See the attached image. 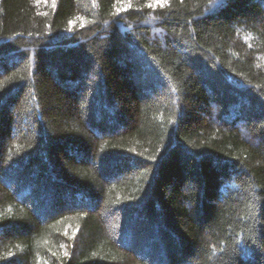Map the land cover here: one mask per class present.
Wrapping results in <instances>:
<instances>
[{"label":"trees","instance_id":"trees-1","mask_svg":"<svg viewBox=\"0 0 264 264\" xmlns=\"http://www.w3.org/2000/svg\"><path fill=\"white\" fill-rule=\"evenodd\" d=\"M0 264H264V0H0Z\"/></svg>","mask_w":264,"mask_h":264}]
</instances>
